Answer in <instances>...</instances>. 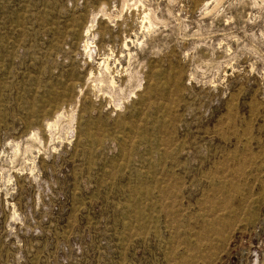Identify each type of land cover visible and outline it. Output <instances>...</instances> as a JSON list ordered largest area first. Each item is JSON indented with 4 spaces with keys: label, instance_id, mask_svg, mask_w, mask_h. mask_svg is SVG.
<instances>
[{
    "label": "rangeland",
    "instance_id": "374dc122",
    "mask_svg": "<svg viewBox=\"0 0 264 264\" xmlns=\"http://www.w3.org/2000/svg\"><path fill=\"white\" fill-rule=\"evenodd\" d=\"M0 264H264V0H0Z\"/></svg>",
    "mask_w": 264,
    "mask_h": 264
}]
</instances>
